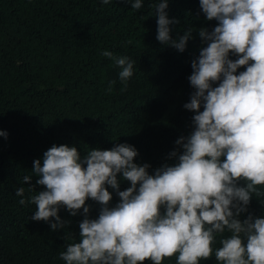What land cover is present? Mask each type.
Here are the masks:
<instances>
[{
	"label": "clouds",
	"instance_id": "9594fccd",
	"mask_svg": "<svg viewBox=\"0 0 264 264\" xmlns=\"http://www.w3.org/2000/svg\"><path fill=\"white\" fill-rule=\"evenodd\" d=\"M110 2L100 0L101 6ZM127 3L139 10L144 0ZM149 7L161 44L184 52L195 31L204 45L191 60L192 91L183 104L193 113L192 130L167 155L175 163L150 174L152 165L135 162L138 150L127 142L88 149L83 157L74 145L53 144L21 181L35 175L43 190L29 183L35 194L25 198V187H17L18 203L34 204L30 219L53 231L70 223L58 214L61 208L71 216L82 209L79 242L65 233L58 253L64 264H163L174 255L175 264H201L213 255L217 264H264V216L248 208L254 194L264 195V0H199L204 19L216 25L189 27L176 38L170 25L179 20L169 18L168 0ZM101 55L118 67L126 87L136 61L108 49ZM7 135L0 130V137ZM121 180L130 186L121 190ZM113 192L119 197L115 205ZM88 199L99 205L95 218L88 215Z\"/></svg>",
	"mask_w": 264,
	"mask_h": 264
},
{
	"label": "trees",
	"instance_id": "16d2710c",
	"mask_svg": "<svg viewBox=\"0 0 264 264\" xmlns=\"http://www.w3.org/2000/svg\"><path fill=\"white\" fill-rule=\"evenodd\" d=\"M154 2L144 0L134 10L127 0L104 6L100 0H0V130L8 133L0 137V264H64L58 253L65 233L79 242L82 209L71 216L61 208L58 214L70 223L53 231L43 220L30 219L36 206L20 205L15 194L21 186L25 198L35 194L29 183L43 190L35 175L21 181L53 144L74 145L83 157L88 149L127 142L138 150L135 162L152 165L150 174L175 163L167 155L175 140L192 130L193 113L183 104L192 91L191 60L204 45L195 31L184 52L157 41L156 17L149 15ZM166 11L179 20L170 25L173 38L189 27L211 30L217 23L204 19L199 0H168ZM103 49L136 61L126 87L118 67L101 55ZM110 81L115 83L109 91ZM128 186L120 181L121 190ZM258 199L254 194L248 208L259 217L264 205ZM118 201L113 192L110 204ZM86 204L95 218L98 203L88 199ZM219 246L218 236L213 247ZM163 264H175V255ZM201 264L217 262L213 255Z\"/></svg>",
	"mask_w": 264,
	"mask_h": 264
}]
</instances>
